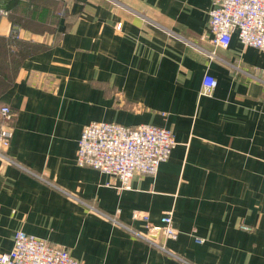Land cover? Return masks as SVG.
I'll use <instances>...</instances> for the list:
<instances>
[{"label": "crops", "instance_id": "0c3cea01", "mask_svg": "<svg viewBox=\"0 0 264 264\" xmlns=\"http://www.w3.org/2000/svg\"><path fill=\"white\" fill-rule=\"evenodd\" d=\"M7 1L0 37L17 24L39 49L0 95L15 112L0 117V253L23 230L83 264H264V53L236 33L213 43V0H56V21L28 22L39 30ZM93 121L165 127L177 144L124 188L76 163ZM168 211L176 239L162 233Z\"/></svg>", "mask_w": 264, "mask_h": 264}, {"label": "built area", "instance_id": "2783aa9c", "mask_svg": "<svg viewBox=\"0 0 264 264\" xmlns=\"http://www.w3.org/2000/svg\"><path fill=\"white\" fill-rule=\"evenodd\" d=\"M2 12L8 14L5 10ZM209 14L212 41L216 46L229 47L236 33L243 44L264 53V0H213ZM121 25L119 23L118 27ZM20 33L21 27L12 25L10 35L19 37ZM216 86V78L207 73L202 94L210 96ZM14 116L15 112L9 105H0L2 119L12 121ZM0 143L4 147L9 145V136L3 131H0ZM176 144L172 130L165 127L149 123L124 125L93 121L83 128L76 163L115 176L124 188H129L135 174L156 175L160 164L169 159ZM0 155L4 156L1 150ZM160 220L163 235L167 239H176L178 230L174 227L172 212L163 213ZM243 228L252 229L246 225ZM0 264L83 263L74 258L67 247L19 230L15 234L13 248L0 253Z\"/></svg>", "mask_w": 264, "mask_h": 264}, {"label": "trees", "instance_id": "16d2710c", "mask_svg": "<svg viewBox=\"0 0 264 264\" xmlns=\"http://www.w3.org/2000/svg\"><path fill=\"white\" fill-rule=\"evenodd\" d=\"M50 4H54V11H49ZM5 6V11L12 15V21L22 22L25 26L35 30L43 27L34 26L28 23L29 21H56L53 18L56 12L59 11V14L64 12L63 3L56 0H31L27 4H22V0H8ZM20 9L24 11L19 18ZM45 29L51 31L52 27L45 25ZM18 38L0 37V95L13 83L23 58L39 49L34 43Z\"/></svg>", "mask_w": 264, "mask_h": 264}, {"label": "rangeland", "instance_id": "374dc122", "mask_svg": "<svg viewBox=\"0 0 264 264\" xmlns=\"http://www.w3.org/2000/svg\"><path fill=\"white\" fill-rule=\"evenodd\" d=\"M11 77V76H10Z\"/></svg>", "mask_w": 264, "mask_h": 264}]
</instances>
